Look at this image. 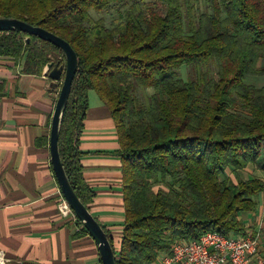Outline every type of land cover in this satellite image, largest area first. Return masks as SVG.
<instances>
[{"label": "trees", "instance_id": "obj_1", "mask_svg": "<svg viewBox=\"0 0 264 264\" xmlns=\"http://www.w3.org/2000/svg\"><path fill=\"white\" fill-rule=\"evenodd\" d=\"M121 1L0 0L1 17L45 28L78 55L59 136L75 192L89 208L96 193L83 173L80 144L94 89L111 111L121 146L119 247L104 228L117 264H152L176 240L208 231L246 236L240 213L258 209L264 181L236 182L228 170L264 169V85L249 82L264 76V0H206L201 13L199 0H152L149 9L140 0L109 25L91 13ZM0 56L23 61L25 73L40 74L51 61L66 64L57 45L19 30L0 31ZM210 62L217 64L213 75L202 70ZM181 65L198 71L184 79ZM138 88L153 93L141 101ZM168 177L169 190L154 191Z\"/></svg>", "mask_w": 264, "mask_h": 264}, {"label": "crops", "instance_id": "obj_2", "mask_svg": "<svg viewBox=\"0 0 264 264\" xmlns=\"http://www.w3.org/2000/svg\"><path fill=\"white\" fill-rule=\"evenodd\" d=\"M49 71L25 73L23 61L0 56V263L103 264L91 234L58 208L50 132L59 89ZM88 98L80 148L85 179L96 193L89 209L119 247L125 222L121 146L109 107L94 89ZM228 174L236 182L264 181L259 165ZM240 218L246 236L259 238L264 259V191L258 209ZM164 255L152 264H163Z\"/></svg>", "mask_w": 264, "mask_h": 264}, {"label": "water", "instance_id": "obj_3", "mask_svg": "<svg viewBox=\"0 0 264 264\" xmlns=\"http://www.w3.org/2000/svg\"><path fill=\"white\" fill-rule=\"evenodd\" d=\"M19 30L28 34L37 35L55 45L64 53L66 64L61 66L59 62H49L46 65L49 77L53 80V87H58V82L62 80L60 92L56 101L52 117L50 132V156L53 169L58 184L70 203L72 209L77 214L79 220L89 231L91 236L98 244L103 264H117L115 251L110 239L97 218L90 209L84 204L75 192L59 151L60 126L63 113L67 107L70 97L73 80L78 69V55L72 45L61 36L40 26H34L26 21L14 17L0 16V31ZM1 264V263H0Z\"/></svg>", "mask_w": 264, "mask_h": 264}, {"label": "built area", "instance_id": "obj_4", "mask_svg": "<svg viewBox=\"0 0 264 264\" xmlns=\"http://www.w3.org/2000/svg\"><path fill=\"white\" fill-rule=\"evenodd\" d=\"M57 89L59 96L60 87ZM57 204L65 218L80 221L60 187L57 190ZM83 226L79 224V227ZM161 261L163 264H264L258 237L226 236L217 231H208L199 239L176 240L171 252L162 256Z\"/></svg>", "mask_w": 264, "mask_h": 264}, {"label": "rangeland", "instance_id": "obj_5", "mask_svg": "<svg viewBox=\"0 0 264 264\" xmlns=\"http://www.w3.org/2000/svg\"><path fill=\"white\" fill-rule=\"evenodd\" d=\"M136 1H140V0H123L117 4H111L109 5V7L101 11L93 9L91 13L96 19L104 18L106 21V24L109 25L114 19L123 17L127 9ZM140 2L142 4V7L145 9H149L150 7H152V4H153L152 0H144ZM197 6H198V12L201 13L207 9V1L199 0ZM165 9L166 7L162 5L159 8V12L164 14ZM51 57L54 59L53 61H56L58 59L56 58L58 57L57 54H54ZM202 70L208 71L213 75L215 71L217 70V64L216 62H210L208 64H204L202 66ZM197 71H198V68L195 65H181L179 67L180 75L184 79H187L191 75H195ZM249 82L255 85H264V76L258 77L257 79L251 78L249 79ZM152 93H153V88H146V89L138 88L137 90V96L140 98L141 101H144L146 96ZM171 184H172V180L170 177H168L166 180L160 179L158 183H155L153 185V189L154 191H158L160 188H163L164 190L168 191Z\"/></svg>", "mask_w": 264, "mask_h": 264}]
</instances>
